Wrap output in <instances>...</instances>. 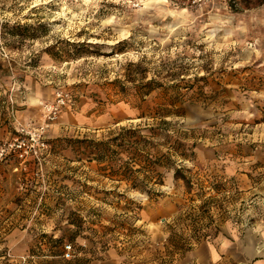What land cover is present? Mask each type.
Returning <instances> with one entry per match:
<instances>
[{"label": "rangeland", "instance_id": "1", "mask_svg": "<svg viewBox=\"0 0 264 264\" xmlns=\"http://www.w3.org/2000/svg\"><path fill=\"white\" fill-rule=\"evenodd\" d=\"M0 63V264H52L42 235L75 229L71 218L85 221L76 242L91 264H177L171 230L227 232L261 254L264 0H0ZM170 100L178 113L161 115ZM163 119L193 152L174 157L190 192L169 171L149 198L86 147ZM119 200L136 209L108 203ZM112 220L128 227L104 230Z\"/></svg>", "mask_w": 264, "mask_h": 264}, {"label": "trees", "instance_id": "2", "mask_svg": "<svg viewBox=\"0 0 264 264\" xmlns=\"http://www.w3.org/2000/svg\"><path fill=\"white\" fill-rule=\"evenodd\" d=\"M26 29V34L15 30V26L9 28V33L15 36H27L31 26L25 25L20 28ZM19 28V27H17ZM123 51V50H120ZM2 66V64L0 63ZM1 69V67H0ZM149 91V90H148ZM148 94V93H147ZM176 104L170 100L168 104L161 107L164 110L163 116L174 115L178 110ZM164 108V109H162ZM157 109L155 113H160ZM176 111V112H175ZM140 117H148L142 115ZM171 122L163 119L159 126L147 127V132L143 128H127L121 127L120 131L113 132L107 139L92 140L87 143L86 147L92 148L90 153L92 159L96 160L101 169H103L107 175L115 177L119 175L122 180H126L128 187L132 190H136L140 193L146 194L149 198H153L154 195H159L155 186L163 185L165 173L172 171L175 181H183L187 191L190 192L193 184L192 176L188 174L189 169L181 164L174 158L179 156L182 160L192 159L193 152L188 154L187 144L183 141L172 140V129L169 128ZM149 137L159 138L163 137L165 143H154L149 140ZM81 143H85L84 140H80ZM157 145H167L168 150L162 152L157 149ZM114 192H107L106 194H113ZM119 199L125 197L124 194L117 193ZM106 201V200H105ZM116 208H122L123 210L133 211L136 208L129 206L132 202H126L125 206L121 204V200L118 202H108ZM140 209V206H137ZM127 217V216H126ZM71 224L76 226L75 229L69 230V232H63L60 236L54 237V235L43 234L44 238L48 239L49 247L48 253L44 256L52 257V259L58 260H44L43 262L52 264H91L92 259L87 256H78V253L87 252L85 247L78 246L76 240L78 236L86 230L85 221L83 218L75 220L71 218L69 220ZM121 221V220H120ZM113 227H105L104 230L113 231L117 227L126 228V222L112 220ZM119 222V223H118ZM104 231V236L106 235ZM203 236V235H202ZM205 236V235H204ZM201 241V236L195 235L194 237H183V235L174 234L172 230L169 233L167 242L171 249L172 254L170 257H174L173 254H182L192 248L195 242ZM70 244L76 251L72 259L65 260V247ZM73 244V245H72ZM77 248V249H76ZM94 256V253H93ZM58 257V258H56ZM97 259L98 257H94Z\"/></svg>", "mask_w": 264, "mask_h": 264}, {"label": "crops", "instance_id": "3", "mask_svg": "<svg viewBox=\"0 0 264 264\" xmlns=\"http://www.w3.org/2000/svg\"><path fill=\"white\" fill-rule=\"evenodd\" d=\"M254 150H260L255 147ZM246 183L244 178L235 184L242 187ZM248 186V185H247ZM248 187H253L252 185ZM245 233H253V230H245ZM227 232L216 235L212 240H201L192 248L180 255L177 264H264V245H261V254H257V247H247L242 240L228 239ZM52 258L49 256H43ZM43 259V258H42ZM46 260V258H44ZM42 262L44 260H41ZM114 254L106 259L96 261L94 264H121Z\"/></svg>", "mask_w": 264, "mask_h": 264}, {"label": "built area", "instance_id": "4", "mask_svg": "<svg viewBox=\"0 0 264 264\" xmlns=\"http://www.w3.org/2000/svg\"><path fill=\"white\" fill-rule=\"evenodd\" d=\"M62 102H65V100L63 99ZM65 254L67 257H70L73 254V247L70 244L66 245Z\"/></svg>", "mask_w": 264, "mask_h": 264}]
</instances>
